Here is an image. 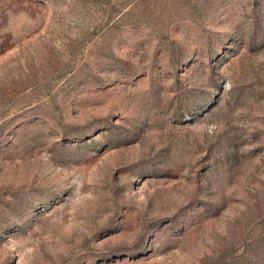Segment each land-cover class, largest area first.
Segmentation results:
<instances>
[{"label": "rangeland", "instance_id": "rangeland-1", "mask_svg": "<svg viewBox=\"0 0 264 264\" xmlns=\"http://www.w3.org/2000/svg\"><path fill=\"white\" fill-rule=\"evenodd\" d=\"M0 264H264V0H0Z\"/></svg>", "mask_w": 264, "mask_h": 264}]
</instances>
